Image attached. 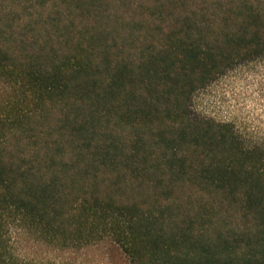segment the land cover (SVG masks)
<instances>
[{
  "label": "trees",
  "instance_id": "trees-1",
  "mask_svg": "<svg viewBox=\"0 0 264 264\" xmlns=\"http://www.w3.org/2000/svg\"><path fill=\"white\" fill-rule=\"evenodd\" d=\"M263 53L264 0H0V264H264V148L189 110Z\"/></svg>",
  "mask_w": 264,
  "mask_h": 264
},
{
  "label": "rangeland",
  "instance_id": "rangeland-1",
  "mask_svg": "<svg viewBox=\"0 0 264 264\" xmlns=\"http://www.w3.org/2000/svg\"><path fill=\"white\" fill-rule=\"evenodd\" d=\"M189 110L192 116L231 124L245 145L264 148V53L196 91Z\"/></svg>",
  "mask_w": 264,
  "mask_h": 264
}]
</instances>
